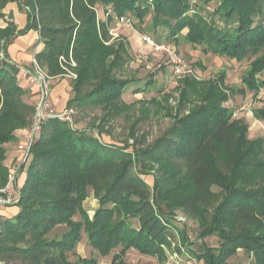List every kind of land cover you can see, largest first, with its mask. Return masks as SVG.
Returning <instances> with one entry per match:
<instances>
[{
    "label": "trees",
    "instance_id": "trees-1",
    "mask_svg": "<svg viewBox=\"0 0 264 264\" xmlns=\"http://www.w3.org/2000/svg\"><path fill=\"white\" fill-rule=\"evenodd\" d=\"M13 1L26 10L28 27L39 31L37 65L49 77L76 75L70 76L68 108L98 107L103 120L127 107V87L136 93L144 87H133L141 78L119 75L123 46L107 43L109 28L97 5L142 21L151 1L154 32L165 27L169 40L180 36L248 65L238 87L225 82L226 70L180 78L176 109L166 110L172 121L151 143L135 128L145 111L129 126L124 145L104 141L105 126L96 132L78 128L75 120L44 118L18 169L24 173L11 208L0 213V264H72L67 255L84 233L100 256L119 247L112 264H123L131 248L162 262L172 244L171 251L202 264H229L239 250L264 264V138L249 137L246 118L225 105L236 93L264 90V23L255 20L264 17V0H200L203 5L194 6L189 0H0V21L6 22L0 27V187L9 180L6 145L17 130L29 131L36 106L6 68V45L24 32L5 17ZM204 10L217 16L218 27L206 24ZM171 95L163 96L165 102ZM252 113L264 121V103ZM91 193L99 202L92 217L83 207ZM179 213L196 223L199 239L216 237L217 244L194 249ZM59 225H65L61 235L54 234Z\"/></svg>",
    "mask_w": 264,
    "mask_h": 264
},
{
    "label": "rangeland",
    "instance_id": "rangeland-1",
    "mask_svg": "<svg viewBox=\"0 0 264 264\" xmlns=\"http://www.w3.org/2000/svg\"><path fill=\"white\" fill-rule=\"evenodd\" d=\"M189 1L192 6L198 5L199 3L203 5L200 0ZM146 6H148V10H146V16H144L142 21L134 19L133 17L118 18L112 13L109 6L100 7L97 5L96 7L98 18L109 28L108 34L110 38L107 43H112L113 45L115 43L117 46H123L121 55L124 57V60L121 69L118 70L119 75H123L124 77L133 75L141 78L133 87H144V89L137 93L133 92L132 88L127 87L122 95V100L126 103L127 107L119 114H115L105 120L102 119L105 116L103 110L98 107H87L79 111L77 108L73 110L70 115V120H75L74 123L78 128H91V130H96L97 132L102 126H105L107 131L101 132L100 134L101 138L106 142L112 141L119 145H124V140L129 138V126L145 111L144 118L136 122L135 128L137 129L138 137L140 135H146L145 142L151 143L172 121V118L166 113V110L170 109L171 112L174 113L176 109L179 99L176 88L179 86L180 78L184 79L187 76H192V78L195 76L199 79L209 78L214 75L219 68L224 67L227 69L228 74L225 82H227L228 86L238 87L242 84L240 78L248 65L247 61H235L227 56L221 57L215 53H204L207 51H202L200 46L188 42L180 36L177 38L178 42H175L173 39L169 40L165 27H160L158 31L154 32L152 29V15L154 13L152 12L153 7L151 1H149ZM213 6L212 3L207 9L209 8L208 10H210ZM208 10L203 11V20L206 24H214L218 27V24H216L219 21L217 16L211 13L209 14ZM255 20L264 23V17H256ZM186 31L187 28L182 30L184 34ZM147 35H152L153 38L159 42H169L174 48L175 53L180 55L191 69H193V74L187 75L186 77L180 76L178 78L174 76L168 57L146 46L145 41H143V36ZM148 79L151 80V84L145 86L144 82ZM166 94H172L169 97V103H167V101L165 102L163 98ZM152 98L156 101H153ZM263 103L264 90L261 89L257 94H253V92L250 91H246L244 95L236 93L225 105L229 106L234 111L235 117L243 116L246 118L248 124H250L249 137L254 138L256 136H262L264 138V121H259L252 113L253 108L262 106ZM68 109L67 107L66 110ZM99 122L100 124H98ZM128 142L132 143V140L128 139ZM18 151L20 152V157L18 160L16 159L17 164H15V167L11 166V171L8 170L9 180L4 186L0 187V197L3 199L7 197L11 198L12 195L14 198L17 191L16 181L18 180V175L22 176L24 173L19 172L18 174L20 164L23 162L21 161L23 151L20 149ZM98 204L99 202L93 197L92 193L90 196L83 199V207L90 217H92ZM9 205V202L0 203V213L6 209L10 210L11 207L8 209ZM177 215L182 214L179 213ZM74 220H80V217L75 216ZM182 224L187 229L188 241L191 242V245H194V249H198L203 243L208 246L217 244L216 237L199 239L196 223L185 220ZM64 226L65 225H59L56 227L54 234L61 235ZM174 234L173 239L181 242V235ZM86 240V234L84 233L82 239L75 245L76 247L68 253V260L72 261V264H78L79 259H85L91 256H94L98 260V264H112V256L119 250V247L114 248L113 251L106 256H100L96 250L87 244ZM173 245L174 244L171 245V249L175 248ZM171 249H166L168 259L172 253ZM239 252H241V250H239ZM181 257L182 259L174 257L169 262H167L168 259L166 258V260L161 262L154 257L140 255L135 249L131 248L121 259H123V264H202V261L200 262L196 258L192 257L188 259L187 255H181ZM10 264H14V262H10ZM229 264H254V261L251 256L241 253L231 258Z\"/></svg>",
    "mask_w": 264,
    "mask_h": 264
},
{
    "label": "crops",
    "instance_id": "crops-1",
    "mask_svg": "<svg viewBox=\"0 0 264 264\" xmlns=\"http://www.w3.org/2000/svg\"><path fill=\"white\" fill-rule=\"evenodd\" d=\"M99 6L101 7V5ZM4 14L7 19L15 23L17 31H20L21 29L24 30L23 33L16 35L6 45V68L16 75L17 83L28 90L25 98L34 103L37 97L38 88L37 86L35 87L30 84L28 79L30 72L32 71L34 55L42 46L39 41V31L28 27L26 10L21 7L19 2H9L5 6ZM5 24L6 22H4V20L0 21V27H4ZM208 52L212 53L210 51ZM223 70L227 71L224 67L219 68L216 72L214 71V75H217V73L219 74ZM70 79L71 77L66 74L62 77H50L48 80L49 102L57 112H64L68 107V100L73 97L72 87H70ZM27 134V129L17 130L15 140L6 145L7 152L4 161L5 166L9 171H11V166L15 167V164H17L16 159L18 160L20 157L18 145L23 143ZM6 210L1 213H6ZM241 253L242 252H239L238 254L240 255Z\"/></svg>",
    "mask_w": 264,
    "mask_h": 264
},
{
    "label": "built area",
    "instance_id": "built-area-1",
    "mask_svg": "<svg viewBox=\"0 0 264 264\" xmlns=\"http://www.w3.org/2000/svg\"><path fill=\"white\" fill-rule=\"evenodd\" d=\"M143 41H145L146 46L148 48H152L155 51H158L168 57L170 67L172 69V73L177 78L180 76L193 74V69H191V67L184 61V59L180 55H177L175 53L174 48L169 42L156 41L152 35L143 36ZM68 75L71 77L76 76L74 73H70ZM49 79L50 77L47 75V73H45V71L37 65L36 59L33 58L32 71L30 72V76L28 80L29 83L32 84L33 86L35 87L37 86L38 93L36 100L34 102L36 106H35V113L33 116L34 117L33 125L29 129L26 138L23 140V143L18 145L19 149L23 151V154L21 156V161L23 162L21 164L26 162L25 160L29 154V149H30L29 145L32 142L35 133L37 132V129L41 121L44 118H51V116H58L61 119L70 120L71 118L70 115L73 112V109L71 108L65 110L64 112H56L53 109V107L49 102V88H48ZM5 199L0 197V203H4V202L11 203V201H13V195L11 196V198L7 197ZM177 219L182 222H185V217L183 215H177ZM173 256L182 259V257L177 252L172 251L171 256H169L167 262L171 261L174 258Z\"/></svg>",
    "mask_w": 264,
    "mask_h": 264
}]
</instances>
